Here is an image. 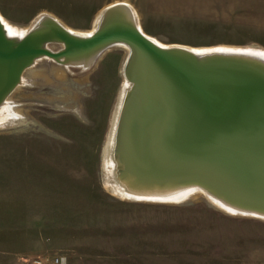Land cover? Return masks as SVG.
Listing matches in <instances>:
<instances>
[{
    "label": "rangeland",
    "instance_id": "rangeland-1",
    "mask_svg": "<svg viewBox=\"0 0 264 264\" xmlns=\"http://www.w3.org/2000/svg\"><path fill=\"white\" fill-rule=\"evenodd\" d=\"M114 2L134 8L141 31L163 46L264 50V0H0V17L20 30L50 15L85 33ZM127 54L111 45L86 68L39 59L8 95L15 113L0 121V264H264V218L237 216L202 194L133 201L103 184Z\"/></svg>",
    "mask_w": 264,
    "mask_h": 264
},
{
    "label": "water",
    "instance_id": "water-1",
    "mask_svg": "<svg viewBox=\"0 0 264 264\" xmlns=\"http://www.w3.org/2000/svg\"><path fill=\"white\" fill-rule=\"evenodd\" d=\"M118 3L105 8L87 35L44 15L11 36L0 18V104L36 58L74 62L123 44L129 84L115 120L110 179L125 198L180 202L196 188L228 211L264 218V57L160 45ZM50 43L60 48L53 51Z\"/></svg>",
    "mask_w": 264,
    "mask_h": 264
},
{
    "label": "bare ground",
    "instance_id": "bare-ground-1",
    "mask_svg": "<svg viewBox=\"0 0 264 264\" xmlns=\"http://www.w3.org/2000/svg\"><path fill=\"white\" fill-rule=\"evenodd\" d=\"M112 4H120L118 2H114ZM126 5H128L126 3ZM108 6L110 5H107L105 8H107ZM130 6V5H128ZM104 8V10H105ZM103 10V11H104ZM103 11H100L99 13H97V15L95 16V19H94V27L88 31V32H85V33H79V32H76V31H73L71 30L70 28H68V30L70 32H73V33H76V34H81V35H87V34H90L93 30H95V28L98 26L99 22H100V18L103 14ZM129 11L131 12V15L133 16L134 18V21H135V24L137 25V27L140 29V26L138 25V22H137V17H136V12L134 10V8H130ZM42 15V14H41ZM38 17V16H37ZM53 17V16H52ZM1 18V17H0ZM36 20V19H35ZM1 21L3 22V25L7 31V33L11 36H21L23 35L24 33H26L30 28H32L33 26H35L37 24V22H35L31 27L29 28H24V29H17L16 26L13 27L12 25L8 24L6 21H3L1 19ZM93 26V25H92ZM141 30V29H140ZM153 40V39H152ZM157 43V42H156ZM115 45H121V46H124L123 44H115ZM174 45H178V44H174ZM181 46V45H180ZM126 47V46H124ZM185 47V46H184ZM108 47H105V48H102L100 49L99 51H97L96 53L88 56V57H85V58H82V59H79V60H75L74 62H66L65 65H78V66H82L83 68H86L88 65H90L92 62L95 61L96 57L99 55V53L101 51H103L104 49L107 50ZM127 48V47H126ZM192 50H195V51H201V50H209V49H215V48H202V49H196V48H191V47H188ZM218 49H238V48H218ZM127 50L129 51V49L127 48ZM239 50V49H238ZM242 50V49H241ZM247 50H250V51H253V52H257L258 54L262 55L264 57V50H259V49H247ZM42 58H47V59H52L50 57H47V56H41L39 58H36L34 60V62L29 66H33L39 59H42ZM52 65V64H51ZM35 66V65H34ZM61 69V68H59ZM37 71V70H35ZM25 72V71H24ZM31 72V71H30ZM42 72V71H41ZM62 72V71H61ZM38 73V72H36ZM33 74V73H32ZM56 74V73H54ZM63 74V73H62ZM37 75V74H36ZM39 75V74H38ZM41 75V73H40ZM58 75V74H57ZM45 76V75H43ZM41 77V76H40ZM28 78V77H27ZM36 78V77H35ZM85 79V78H84ZM49 80V78H48ZM25 83V79L23 77V74L21 76V80L19 82L18 85H23ZM128 81L124 78L123 79V83H122V88L120 90V92H118V98H116V103L114 105V108H113V111L111 113V117L109 118L110 119V123H109V129H108V132H107V135H106V138H105V142H104V145H103V150H102V168H103V173H104V183L106 185V187L109 189L110 192H112L114 195H121L119 197L121 198H124V199H127L125 198L127 195V193L125 192H121V188H119V186H117L114 182V180H111L110 179V172H111V166H112V160L110 158V148L112 146V142H113V135H114V126H115V120H116V116H117V112H118V109H119V104H120V99H121V96L123 94V91L124 89L128 86ZM17 85V86H18ZM27 86V85H26ZM20 88V87H19ZM19 91V90H18ZM11 95V94H10ZM13 110L11 108V102L9 101L8 98H6L2 104H0V121H3L5 120L7 117L11 116V114H13ZM15 113V112H14ZM17 113V112H16ZM21 122V121H20ZM10 126V125H9ZM121 190V191H120ZM199 194H202L205 196L204 193L201 192V190L199 191V189H196V188H190L188 189L186 192H185V195H183L184 197L187 196L188 198H194V197H197ZM177 195H174L172 197H169V199H174L173 197H175ZM207 196V195H206ZM208 199H210L214 204L218 205L220 208H222L223 210H226L228 211V209L223 206L221 203H219L217 200L211 198V197H207ZM164 199H168V198H164ZM198 199V198H197ZM129 200V199H128ZM172 201V200H171ZM231 213H234L236 214L237 216L238 215H242V216H247V217H250L252 216L251 214H242V213H238V212H233L231 210H229ZM256 218V217H255ZM264 220V219H263Z\"/></svg>",
    "mask_w": 264,
    "mask_h": 264
},
{
    "label": "built area",
    "instance_id": "built-area-1",
    "mask_svg": "<svg viewBox=\"0 0 264 264\" xmlns=\"http://www.w3.org/2000/svg\"><path fill=\"white\" fill-rule=\"evenodd\" d=\"M42 261L43 260H41V259H37L35 262L37 264H41V263H43ZM49 262H50V264H64V260L61 257H55L52 260H50Z\"/></svg>",
    "mask_w": 264,
    "mask_h": 264
}]
</instances>
